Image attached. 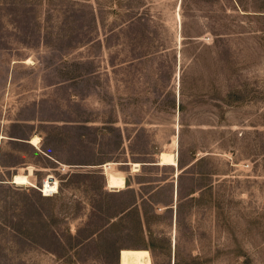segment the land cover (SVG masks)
<instances>
[{
  "label": "rangeland",
  "instance_id": "1",
  "mask_svg": "<svg viewBox=\"0 0 264 264\" xmlns=\"http://www.w3.org/2000/svg\"><path fill=\"white\" fill-rule=\"evenodd\" d=\"M11 60L50 70L47 118L82 122L50 142L81 128L128 160L57 167L0 133L1 166L31 160L0 173V264H264V0H0ZM31 168L38 187L12 183Z\"/></svg>",
  "mask_w": 264,
  "mask_h": 264
},
{
  "label": "crops",
  "instance_id": "2",
  "mask_svg": "<svg viewBox=\"0 0 264 264\" xmlns=\"http://www.w3.org/2000/svg\"><path fill=\"white\" fill-rule=\"evenodd\" d=\"M16 64H18V60H11L6 64H3L2 62L0 63V66L9 67L8 74L5 80H1L3 84L2 90L0 91V133L5 132L9 136L22 139L30 137L33 134L39 135L42 138L40 144L42 150H39L37 147H35V149L41 154L45 161L54 163L55 165H57V167L60 164H66L70 167H89L102 164L107 161L125 162L128 160V158L125 160H120L119 158H115L114 155H111L114 156L113 158H110L111 160L109 159L105 162L99 163L98 159L101 156L99 153V142H97V140L94 142H90L85 139L84 133L82 132L81 128L79 137L74 143H57L55 141L50 142L48 138V128L61 129L62 126L67 127L68 125L73 124L82 126V122L78 121L72 124L70 122L56 121L47 118L46 115H49L50 112L47 109L52 103L50 101V90L52 88V84L50 82V70L48 69L47 73L45 72L47 69L44 68L42 70V75L36 73H28L25 75L16 76L14 69L12 70V67L14 68ZM25 65L31 67L36 64L34 63L32 65H29L25 63ZM45 65L46 63H44V66ZM38 93H40V95ZM39 98L40 100H38ZM26 113H30L31 116H23L26 115ZM13 114L16 116L13 117ZM23 124H27L25 130L21 129ZM119 140H121L120 145L124 147L123 138L121 137ZM11 141L12 140L2 142L0 138V157L1 154L4 153L2 151L4 148V144H7ZM30 161L31 160L29 159H21L18 157L14 161L9 162L6 165H0V173H3L5 171H14L15 168H18L21 165H29L31 163ZM145 163L152 164L155 163V161ZM34 165H37V163H35ZM124 168L126 167H123V169ZM56 170L58 169L56 168Z\"/></svg>",
  "mask_w": 264,
  "mask_h": 264
},
{
  "label": "bare ground",
  "instance_id": "3",
  "mask_svg": "<svg viewBox=\"0 0 264 264\" xmlns=\"http://www.w3.org/2000/svg\"><path fill=\"white\" fill-rule=\"evenodd\" d=\"M30 62V60L28 61ZM3 139L4 136L1 135ZM30 143L33 146H39L41 143V137L38 135L32 136ZM163 163L172 164L173 166L177 165V154H164ZM107 166V165H105ZM108 168H112L111 164H108ZM34 169L31 168L27 172H20L13 175L12 183L17 186H33L38 187V184H35L33 177H35ZM36 179V177H35ZM119 264H154L152 260L151 252L147 249L141 248H124L119 252Z\"/></svg>",
  "mask_w": 264,
  "mask_h": 264
}]
</instances>
